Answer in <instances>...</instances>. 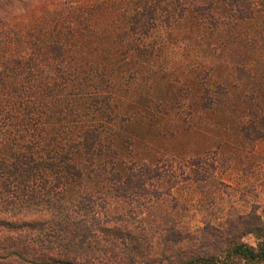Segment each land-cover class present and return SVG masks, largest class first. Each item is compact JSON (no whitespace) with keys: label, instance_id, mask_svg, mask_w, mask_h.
Here are the masks:
<instances>
[{"label":"trees","instance_id":"obj_1","mask_svg":"<svg viewBox=\"0 0 264 264\" xmlns=\"http://www.w3.org/2000/svg\"><path fill=\"white\" fill-rule=\"evenodd\" d=\"M218 117L185 155L128 135ZM241 260L264 261V0H0V264Z\"/></svg>","mask_w":264,"mask_h":264},{"label":"rangeland","instance_id":"obj_2","mask_svg":"<svg viewBox=\"0 0 264 264\" xmlns=\"http://www.w3.org/2000/svg\"><path fill=\"white\" fill-rule=\"evenodd\" d=\"M201 52V49H199ZM218 60H223L217 58ZM225 64H219L217 72L220 75H223L225 72ZM173 68L176 71H181L182 66L180 63H174ZM166 79L157 78V83L155 84V91L153 95L158 97H163L166 94ZM216 122L218 123V128L208 129L206 127V131L197 130V129H185L178 127L174 135H166L165 132L160 131L161 133L158 134V128L150 123L146 122H139L133 123L129 126L128 135L132 136L135 144L134 147L141 156L147 157L155 154V155H185L188 152L198 151L200 148L209 145L212 142V138L216 135L223 137L225 134L223 132V121L222 118L218 117L215 118ZM183 193H188V189L182 191ZM197 214V213H196ZM194 219H189V224L199 226L201 225V218L197 214L193 216ZM188 221V220H187ZM249 245L255 246L256 239L252 234H248L243 238ZM238 264H264V261L256 262V261H246L241 260Z\"/></svg>","mask_w":264,"mask_h":264}]
</instances>
